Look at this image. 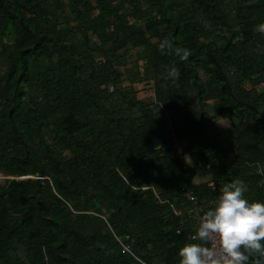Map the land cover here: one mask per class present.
<instances>
[{
    "label": "trees",
    "instance_id": "obj_1",
    "mask_svg": "<svg viewBox=\"0 0 264 264\" xmlns=\"http://www.w3.org/2000/svg\"><path fill=\"white\" fill-rule=\"evenodd\" d=\"M261 23L264 0H0V264H179L191 196L264 203Z\"/></svg>",
    "mask_w": 264,
    "mask_h": 264
},
{
    "label": "clouds",
    "instance_id": "obj_2",
    "mask_svg": "<svg viewBox=\"0 0 264 264\" xmlns=\"http://www.w3.org/2000/svg\"><path fill=\"white\" fill-rule=\"evenodd\" d=\"M264 36V23L254 28ZM161 55L173 51L187 61L190 50L173 46L169 39L158 45ZM164 80L179 78L175 67ZM246 187L241 181L224 184L209 210L199 217L191 243L178 251L179 264H264V203L245 198Z\"/></svg>",
    "mask_w": 264,
    "mask_h": 264
},
{
    "label": "rangeland",
    "instance_id": "obj_3",
    "mask_svg": "<svg viewBox=\"0 0 264 264\" xmlns=\"http://www.w3.org/2000/svg\"><path fill=\"white\" fill-rule=\"evenodd\" d=\"M134 61H137V52H132V57L130 58V62L131 63L129 65L128 69L132 67ZM135 89L138 92V95H139L140 99H143V100H146V101H151L152 100V90H151L150 87L146 86V88H143L142 85H135ZM217 123H218V126L220 125L223 128L228 127V125H230L229 119H227V118L221 119ZM67 154L68 153L65 152V155H67ZM28 178L29 177H25L23 179L27 180Z\"/></svg>",
    "mask_w": 264,
    "mask_h": 264
},
{
    "label": "built area",
    "instance_id": "obj_4",
    "mask_svg": "<svg viewBox=\"0 0 264 264\" xmlns=\"http://www.w3.org/2000/svg\"><path fill=\"white\" fill-rule=\"evenodd\" d=\"M2 178H3V176L0 174V180H1ZM190 200L193 202L194 206H193L192 208H190V209L187 211V215L190 216V217L193 216V218L196 219L197 226H198L199 217H200L201 215L204 214V211H203L202 208H200V207L198 206L199 201L197 200V198L191 196V197H190ZM176 214H177V215H181L182 212H181V211H176ZM191 236H192V235L189 236V240H190V242H188V243H191V242H192V241H191Z\"/></svg>",
    "mask_w": 264,
    "mask_h": 264
}]
</instances>
